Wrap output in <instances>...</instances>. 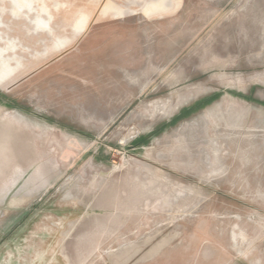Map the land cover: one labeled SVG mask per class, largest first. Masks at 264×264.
<instances>
[{"label":"rangeland","instance_id":"1","mask_svg":"<svg viewBox=\"0 0 264 264\" xmlns=\"http://www.w3.org/2000/svg\"><path fill=\"white\" fill-rule=\"evenodd\" d=\"M0 264H264V0H0Z\"/></svg>","mask_w":264,"mask_h":264},{"label":"water","instance_id":"2","mask_svg":"<svg viewBox=\"0 0 264 264\" xmlns=\"http://www.w3.org/2000/svg\"><path fill=\"white\" fill-rule=\"evenodd\" d=\"M23 80V79H22ZM22 80H19V81H17L14 85H12L11 87H13V86H15L16 84H18L20 81H22ZM10 87V88H11Z\"/></svg>","mask_w":264,"mask_h":264}]
</instances>
